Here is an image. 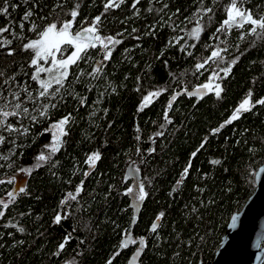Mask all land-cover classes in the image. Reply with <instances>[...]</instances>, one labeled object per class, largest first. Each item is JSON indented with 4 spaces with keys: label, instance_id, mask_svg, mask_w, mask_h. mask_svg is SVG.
I'll use <instances>...</instances> for the list:
<instances>
[{
    "label": "trees",
    "instance_id": "trees-1",
    "mask_svg": "<svg viewBox=\"0 0 264 264\" xmlns=\"http://www.w3.org/2000/svg\"><path fill=\"white\" fill-rule=\"evenodd\" d=\"M107 2L0 0L8 8L0 27L9 28L0 34L2 94L30 82L36 91L38 82L27 78L34 52L22 46L49 23L71 19L72 10L78 11L73 31L100 16L98 34L121 41L110 45V59L98 45L71 66L54 97L35 103V120L21 113L7 119L19 131L0 128V200L9 205L0 206V264H207L230 216L254 190L264 160V105L255 103L264 99V32L250 33L251 25L217 32L231 0H140L135 8L125 0L105 11ZM243 7L264 16V0H243ZM197 21L199 40L191 35ZM218 49L226 51L209 59ZM229 66L224 76L220 69ZM213 72L221 77L213 81L223 89L219 98L201 87ZM193 88L202 90L199 97L180 92ZM151 92L160 94L140 106ZM249 93L250 111L220 125ZM44 107L47 115L40 116ZM69 115L59 151L39 161L52 142L44 130ZM93 153L100 159L90 166ZM129 164L147 194L137 206L127 193ZM14 173H22L18 188L9 179Z\"/></svg>",
    "mask_w": 264,
    "mask_h": 264
},
{
    "label": "snow or ice",
    "instance_id": "snow-or-ice-1",
    "mask_svg": "<svg viewBox=\"0 0 264 264\" xmlns=\"http://www.w3.org/2000/svg\"><path fill=\"white\" fill-rule=\"evenodd\" d=\"M8 0H4V3L7 4ZM125 3V0H108V2L104 5L105 11H107L110 8H119L121 4ZM140 3V0H134V3L132 5L133 8L136 7L137 4ZM167 7V5H165ZM151 10V9H150ZM179 11V10H177ZM211 8L204 9V13L207 14L211 12ZM8 12L7 7H0V14H6ZM33 15L32 11H27L25 13V19L28 17H31ZM71 19L65 20L60 22L59 24L57 22H51L47 25V27L39 33V39L32 40L29 43L24 44L23 50L28 51L31 50L34 52V56L30 61V67H33L35 71L32 73L31 79L33 81L38 82L39 85V92L38 97H32L31 93L28 91V88L25 87L23 91L25 93H28V98L33 103H36V101L39 98H49L54 97L55 92H58L61 87L64 86V81L68 79L69 77V69L73 65L78 66V62L81 60H84L85 58H88V53L90 49H96L99 45L104 50V60H108L111 58L112 55V49L110 45H117L121 43L120 40L112 37H101L98 32L99 28L98 25L100 23L101 17L97 16L94 18L93 23L88 27H81L79 30L73 31L74 25L76 23V17L78 16L77 10H72L71 13ZM245 25H251L250 33L256 34L257 30H261L264 32V16H261L259 18L255 17L250 9H245L243 7V0H231L229 5L227 6V18L222 22L221 27L217 29V32L230 30L231 28L239 27L243 28ZM21 28H23V24L20 25ZM9 28L7 27H0V34L8 32ZM202 31V28L199 26V21H197V27L193 28L191 31V35L199 40L200 32ZM182 39V37H181ZM243 39V36L241 37ZM8 44H11V41H8ZM192 47H195V45H192ZM71 48L72 51L70 54H68L65 57V53L68 52V49ZM221 51H226V49H218L213 50L211 53V57L209 59H215L219 58ZM8 55H13V50L8 51ZM41 61H43V64L49 65L48 67L43 66L41 64ZM208 61H205L204 63H198L196 65L197 70H200L205 67V64ZM101 71L100 68L94 69V72L92 73L97 74ZM231 71V67L220 69V72L224 73V76H227L228 73ZM42 74H47V78H41ZM2 75V73H0ZM221 78L219 72H213L212 77H210L209 82L203 84L201 87L203 89L208 90L209 92L214 91L216 97L221 96V92L223 89L221 88L220 84L213 85V80ZM57 85V87L53 91V85ZM159 92H151L147 96L144 97L143 104L146 106L148 102L151 101L152 97L158 96ZM12 96V101L7 100L6 97H3V94L0 93V99H4L5 103L0 106V128H5L8 132H15L19 131V129H16L13 127L12 124H7L6 121L9 117H16L19 116L21 113L27 114L29 112V109L27 107L22 106V102L20 100L19 93L13 92L10 93ZM189 95H192V93H189ZM251 93L248 94V97L243 100V102L238 106V108L235 110L233 116L227 123H231L232 121L238 119L239 114L243 112L250 111L251 109ZM173 100L176 99L175 96L172 97ZM15 101V103H13ZM256 104L264 105V99H260L255 102ZM11 105L12 110L9 111L8 108ZM55 107V105H53ZM169 107H171V103L169 104ZM35 110V109H34ZM40 116H46L47 115V107H44L43 110L39 111ZM33 120H35V117H32ZM70 115L65 116L63 119L59 120L58 122H55L50 125L49 129H45L44 131L48 132L50 131L52 134V142L49 145H45L44 147L49 150V156H46L43 152L38 155L37 159L39 161H45L50 158L51 154L56 153L59 151V146L62 144L61 137L67 136L68 132L65 131V126L69 124L70 122ZM167 119V117H166ZM170 122V121H169ZM6 125V127H5ZM28 130L25 128L24 132H27ZM158 135H162V133H158ZM4 137L0 135V143L4 142ZM193 156H195V153H193ZM100 159L99 153H93L90 155L86 161V163H89L90 166H94L95 161ZM213 163L218 164L220 161H213ZM191 167V163H189L188 167L184 169V173L182 174L183 177H186L188 174V168ZM181 181H178L177 183H180ZM0 183H4V181H0ZM20 192H24V188L19 189ZM80 188L77 189V193H79ZM133 190L132 188L127 189V193H131ZM9 197L14 199L13 193H8ZM147 194L144 192L143 186H140V195L139 199L143 200ZM71 199L75 200L76 196L71 195ZM0 206H2L3 209L8 208V203H6L3 200H0ZM4 212L0 210V217H3ZM163 216V213L160 214V216L157 217V219H160ZM62 217L58 214L54 218L55 223H59L61 221ZM233 220H235V217H233ZM15 227V225H13ZM158 225L153 224L152 225V231L155 232ZM18 231L23 232V228H19ZM67 241V238H66ZM65 241V242H66ZM132 243H136L135 240L132 241ZM141 244L143 245V240H141ZM127 242L122 243V247H127ZM60 249L62 250L65 247V244L62 243L60 246ZM108 264H112V261L109 260Z\"/></svg>",
    "mask_w": 264,
    "mask_h": 264
},
{
    "label": "water",
    "instance_id": "water-1",
    "mask_svg": "<svg viewBox=\"0 0 264 264\" xmlns=\"http://www.w3.org/2000/svg\"><path fill=\"white\" fill-rule=\"evenodd\" d=\"M199 97L202 90L180 91ZM19 183V184H18ZM16 183L15 188L22 183ZM13 187V188H14ZM235 217V220H233ZM264 263V160L255 172V187L227 223L214 257L207 264ZM195 264H202L200 261Z\"/></svg>",
    "mask_w": 264,
    "mask_h": 264
},
{
    "label": "rangeland",
    "instance_id": "rangeland-1",
    "mask_svg": "<svg viewBox=\"0 0 264 264\" xmlns=\"http://www.w3.org/2000/svg\"><path fill=\"white\" fill-rule=\"evenodd\" d=\"M74 31H76V30H74ZM40 37L38 36V38H36V39H39ZM1 39H3V38H1ZM35 40V39H34ZM97 50H101V51H99L100 53L102 52L103 53V49L101 48V47H98V49ZM72 51V49L71 48H69L68 49V52H66L65 53V57L68 55V54H70V52ZM41 64H43V61H41ZM43 66H45V67H48L49 65H47V64H43ZM35 71V69L32 67V72L31 73H33ZM42 75H44V74H42ZM45 76L47 77V74H45ZM27 78H31V74H28V76H27ZM215 80H218V79H215ZM214 81V80H213ZM31 83V87H28V85L29 84H27V85H25V84H20V85H18L16 88H12V89H8L5 93H3V97H6L7 98V100H9V101H12V96L11 97H9V96H7L8 94L10 95V93H13V92H16V93H19V95H20V97H21V102H22V106L23 107H27L28 109H29V112L27 113V115H29L30 117H35L36 118V116H35V110L34 109H36L37 107L35 106V103H33L31 100H29V98H28V93H25L24 91H23V89L25 88V87H27L28 88V91L31 93V95H32V97H34L35 98V93H38V91H39V85H37V87H36V91H35V85H34V83L33 82H30ZM248 96H245L234 108H233V110H232V112H231V115L226 119V120H224L223 122H221V124L220 125H222V124H224V123H226V122H228L230 119H231V117L233 116V114H234V112H235V110L238 108V106L243 102V100L245 99V98H247ZM153 98V97H152ZM143 101H144V99L142 100V102H141V104H140V106H142V105H144L143 104ZM40 100H37L36 101V105H38V107L39 106H42L43 105V103H42V101L40 102ZM5 103V100L4 99H0V106H2L3 104ZM13 103H15V101H13ZM8 109H12L11 108V105L9 106V108ZM243 112V111H242ZM241 112V113H242ZM240 113V114H241ZM239 114V115H240ZM8 123H7V121H6V125H7ZM6 125H5V127H6ZM14 127V126H13ZM5 129V128H4ZM126 177H128L129 178V180H130V185H129V187L128 188H132V192L131 193H128L129 195H130V197H131V200H132V203H133V205H135V206H137L139 203H141V201L142 200H140L139 199V195H140V181H139V175H138V170H137V168L133 165V164H129L128 165V167H127V169H126ZM9 179L11 180V185H13V186H15L16 185V183H18V182H20V181H22V173H14V174H12L10 177H9ZM127 188V189H128Z\"/></svg>",
    "mask_w": 264,
    "mask_h": 264
}]
</instances>
